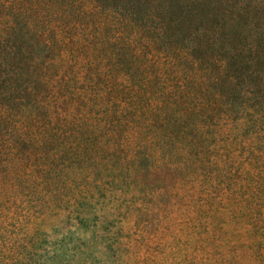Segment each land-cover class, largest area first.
<instances>
[{
  "label": "trees",
  "instance_id": "trees-1",
  "mask_svg": "<svg viewBox=\"0 0 264 264\" xmlns=\"http://www.w3.org/2000/svg\"><path fill=\"white\" fill-rule=\"evenodd\" d=\"M225 122L264 136V0H0V264H86L108 194Z\"/></svg>",
  "mask_w": 264,
  "mask_h": 264
},
{
  "label": "rangeland",
  "instance_id": "rangeland-1",
  "mask_svg": "<svg viewBox=\"0 0 264 264\" xmlns=\"http://www.w3.org/2000/svg\"><path fill=\"white\" fill-rule=\"evenodd\" d=\"M232 124L211 127L215 150L199 152L183 175H129L128 187L148 182L144 199L132 189L108 194L109 220L101 214L86 239L77 234L86 264H264V136L245 138ZM131 198L132 219L111 206L118 200L124 209Z\"/></svg>",
  "mask_w": 264,
  "mask_h": 264
}]
</instances>
